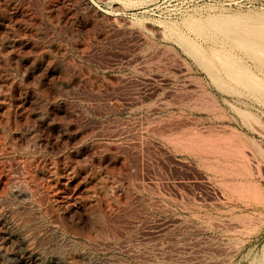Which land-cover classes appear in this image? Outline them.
Listing matches in <instances>:
<instances>
[{
    "label": "rangeland",
    "instance_id": "obj_1",
    "mask_svg": "<svg viewBox=\"0 0 264 264\" xmlns=\"http://www.w3.org/2000/svg\"><path fill=\"white\" fill-rule=\"evenodd\" d=\"M263 88L264 0H0V264H264Z\"/></svg>",
    "mask_w": 264,
    "mask_h": 264
},
{
    "label": "bare ground",
    "instance_id": "obj_2",
    "mask_svg": "<svg viewBox=\"0 0 264 264\" xmlns=\"http://www.w3.org/2000/svg\"><path fill=\"white\" fill-rule=\"evenodd\" d=\"M182 38H183V37H182ZM179 41H180V40H179ZM255 44H256V43H255ZM195 49H196V48H195ZM195 49H194V50H195ZM257 52H258V51H257ZM257 52H256V53H257ZM262 54H263V53H262ZM245 74H246V73H245ZM212 76H213V75H212ZM212 78H213V77H212ZM217 80H218V79H217ZM237 81H238V80H237ZM219 82H220V81H219ZM222 83H223V82H222ZM256 83H257V82H256ZM225 85H226V84H225ZM251 88H252V87H251ZM248 89H249V88H248ZM261 89H262V88H261ZM263 89H264V88H263ZM263 95H264V94H263ZM242 112H243V111H242Z\"/></svg>",
    "mask_w": 264,
    "mask_h": 264
}]
</instances>
